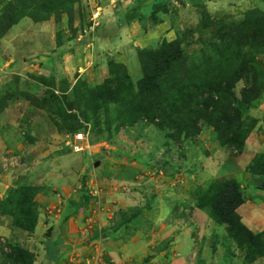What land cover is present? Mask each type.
I'll list each match as a JSON object with an SVG mask.
<instances>
[{
    "label": "rangeland",
    "instance_id": "374dc122",
    "mask_svg": "<svg viewBox=\"0 0 264 264\" xmlns=\"http://www.w3.org/2000/svg\"><path fill=\"white\" fill-rule=\"evenodd\" d=\"M137 1L0 0V37L4 34L0 39V210L14 211L18 187L35 189L34 201L40 205L50 193L57 194L55 189L67 186L86 196L87 207L77 216L84 226L88 225L87 229L91 227L94 235L97 221L109 224L108 217L115 216L114 224H118L128 217L120 218V213L138 209L118 211L117 201L121 199L110 191L116 189L128 198L130 189L145 188L148 193L152 190L161 202L140 210V217L131 227L138 231L147 229L148 239L155 243L168 242L175 232H188L179 236L178 249L173 242L158 248L164 252L166 247L168 255L157 264L170 263L176 254L189 264H264V191L259 189L264 175L247 172L254 157L264 164V89L256 101L242 108L237 139H244L243 148L230 139L224 124L219 125L220 115L212 108L202 111L207 96L190 104L192 109L202 111L193 137L184 131L160 130L145 120L130 124L134 113L153 103L143 83L140 51L168 53L177 47L168 49L166 44L176 43L179 47L178 64L173 63L172 69H166L158 78L162 93H174L175 87L198 85L200 81L214 82L222 70H235L233 61L241 49L233 42L221 44L217 39L225 28L236 24H244L234 29L236 36L250 35V22L264 15V0H251L252 5L244 11L235 8L216 20H211L201 8L199 23L191 18L182 26L178 38L171 42L157 39L150 49H140L148 45V40L140 44V37H127V46L124 43L116 50H104L100 38L120 34V28L114 31L107 22L114 16L113 11H126L120 21L124 26L136 18L135 3H140ZM177 2L159 7L143 23L141 33L149 36V30L164 18H178ZM109 9L112 13L108 12L103 20V13ZM96 13L99 18L93 22ZM9 21L15 25L4 33ZM254 49L246 47L245 52L250 58L253 56L259 72L264 59ZM59 50H63L59 63L52 62ZM24 58L27 65L21 63ZM99 58L102 65L98 64ZM12 61L20 65L12 67ZM7 77L15 81V86L7 82ZM245 87L246 74L231 89L235 99H240ZM78 133L85 135L84 142H75ZM197 174L200 177L194 176ZM228 180L238 182L244 202L236 213L241 224L257 236L255 241L247 242L242 236V243H236L226 226H217L206 214L194 210L212 183ZM132 202L134 199L129 198L124 205ZM94 203H100L101 208L88 207ZM166 205L172 210L171 217L170 209L163 208ZM102 209L100 219L98 211ZM57 211L58 208L53 210V215L58 216ZM37 212L39 215V206ZM41 213L46 212L42 209ZM7 218L12 226L11 218ZM155 219L163 225L153 226ZM177 223L182 230H172ZM19 245L22 247L0 238V264H14L11 249ZM150 252H140L132 261L130 256L122 260L114 256L113 264L150 263Z\"/></svg>",
    "mask_w": 264,
    "mask_h": 264
},
{
    "label": "crops",
    "instance_id": "0c3cea01",
    "mask_svg": "<svg viewBox=\"0 0 264 264\" xmlns=\"http://www.w3.org/2000/svg\"><path fill=\"white\" fill-rule=\"evenodd\" d=\"M176 1H181V3L177 2V4L180 5L179 17L177 18L176 16H169V18H164V20L158 22L151 28V30H149L151 32L149 36H144L141 33V30L144 28L143 23H147V21L152 15H154L159 7L164 6L165 4L168 5L175 3ZM137 2L140 3H135L137 8L136 18L128 24L125 23L124 26L120 21L122 20L123 13L126 11L124 10L121 13V8L113 11L114 16L111 20L108 19L107 22L111 24L110 27L114 31H116L117 28H120V34L118 37H101L102 39L100 38L99 42L102 44L101 46L104 47V50H116L118 46H122L124 43L127 46L128 43L130 44V41L127 43V39H135V37H140L138 39L140 44L141 42L148 40V45L142 46L140 49H150L157 44V39H161L160 41L171 42L178 38L179 34L181 33L182 26L188 24L191 18L194 23H199L200 15L198 14V10L201 8L206 11L211 20H216L219 17H225L227 12L232 9L238 8L244 11L246 8L252 5L251 0H138ZM108 12L112 13L110 9L106 13H103V20H106L108 17ZM137 32L140 34L135 36L134 34ZM139 41L134 43L135 46L138 45L137 42ZM58 48L62 49V47ZM62 54L63 50H59V53L57 52L56 55L57 57H52L54 60L51 58L52 62H58L57 60L61 59L60 57ZM134 60L137 61L136 55ZM25 61L26 59L24 58L22 59L21 63L23 65H27ZM49 61L51 62L50 59ZM101 61L102 60L99 58L98 64L102 65ZM14 62L15 61H12V63L15 64L12 67H17L20 65L18 62ZM51 66H53V64ZM49 75L52 74L50 73ZM7 78L9 79V77ZM43 78L48 79L49 77ZM50 79L57 80V77H50ZM9 80L10 81L7 82H11L12 85L15 84V81H12V79ZM1 128L2 126L0 123V131L2 130ZM199 172L200 171H198V173ZM194 176L196 178H198V176L200 177L198 174ZM55 191L58 195L50 193L49 197H47V200L41 201L40 205H38L40 213L38 216L37 226L33 234L28 235L20 230L14 229L11 226V221H9L7 216L0 215V238L3 240H9V243H20L24 249L33 255V264H113V259L116 257L122 260L124 257L130 256L132 257L130 261H132V259L140 252H146L148 250L152 251L150 252V255L153 256L150 258V263L157 264L160 258L163 260L168 255L166 247H168L169 243L172 244L173 242V245L176 246V244L180 242L179 236H181V233L188 234L186 230L184 231L182 228L178 229L177 225L179 226L181 224L177 223L175 228L172 230H182L181 232H175L176 235H171V238H168V242L162 240L160 243H155L151 239H148L150 233L147 229L144 231L142 229L138 231L131 227V224L134 221L130 222V228L128 230H126L124 227L118 228L116 226L117 224H114L116 219L115 216H113L114 219L108 217L109 224H103L101 221H97V229H94L96 230V233L93 235L90 231L91 227L89 226L87 229L88 225L84 226L82 218L78 217L87 207V203H84L82 198V193L78 194V189L74 191L67 188V186H61L60 189H55ZM129 191L132 192L128 198L127 194L122 195L116 189L110 191V194H113V196L121 199V201H117L119 203L118 211L124 208V210L138 208V210L142 211L144 209H148L149 206L153 207L161 202L159 197L155 198L153 196L154 192L152 190L150 193H148L145 188H133ZM53 196L56 197L54 198L56 200L53 199ZM129 198L131 201L134 199V202H132L134 204H128L127 206L124 205L125 201L129 200ZM88 207L97 208L99 210L101 205L100 203H94L93 205L89 204ZM56 208L59 209V211H57L59 213L58 216L53 215V210ZM163 208L165 210L168 208L170 209V207L167 205ZM42 209L46 213H41ZM102 211L103 209L98 211L100 219L101 216H103ZM47 212L49 214H47ZM168 213L170 215L169 217H171L172 210L170 209ZM156 220L157 219H155L153 226H157L158 224H160V226L161 224L163 225V222H156ZM188 225L191 226V222H188ZM165 244L167 246L163 250L166 251H159L158 248ZM178 247L179 246H176V249H178ZM114 256L116 257L114 258ZM128 262L129 261H127V263ZM150 263L148 260L145 264ZM167 264H189V262H186L185 258H182L179 254H176L172 256L170 263Z\"/></svg>",
    "mask_w": 264,
    "mask_h": 264
},
{
    "label": "trees",
    "instance_id": "16d2710c",
    "mask_svg": "<svg viewBox=\"0 0 264 264\" xmlns=\"http://www.w3.org/2000/svg\"><path fill=\"white\" fill-rule=\"evenodd\" d=\"M13 25H15V22L9 21L4 33ZM242 25L244 24H236L225 28L222 37L217 39L218 43L221 44L226 42L231 44L233 42L239 47L241 46V49L237 52L238 57L233 61L236 64L235 70L232 73L222 70L214 82L200 81L198 85L175 87L172 89L174 93L171 91L162 93L158 78L166 72V69L171 70L173 63L178 64L181 54L177 44H166L165 46L168 49H172L174 46L177 47L176 51L170 50L171 52L168 53L166 50L157 52L140 51L138 57L143 83L150 103H153L141 112L134 113V119L130 120V124L134 125L138 120H145L149 124L156 125L160 130L170 129L176 130L178 133L184 131L185 135L193 137L197 134L199 121L202 120L200 117L202 111L205 112L212 108V111L221 116L219 125H225L224 130L230 135V139L238 141L237 136L241 133L242 108H247L252 102L256 101L261 90L264 89V65L262 70L257 72L255 67L257 63H254V58L251 59L253 56L250 58V55L247 56L245 52L246 47L255 48L254 50H259L258 52L262 54L264 59V15H261L258 20L255 19L250 22V35L238 34L236 36L234 29H240ZM3 35L2 32L0 39ZM244 39L247 40V43L243 42ZM244 74H246V87L242 90L240 99L237 100L232 95L231 89ZM201 96L208 97V101L204 100L202 103V111L192 109L190 107L192 101L194 102L196 98ZM181 104L185 105L181 106ZM165 105L168 106L165 108ZM195 105L193 104V106ZM211 116L212 114L210 115V121H212ZM140 117L144 119H140ZM238 144L243 148L244 139L238 141ZM247 172L251 175L262 176L264 175V164L259 158L254 157L252 163L247 167ZM259 189L264 191V181L260 184ZM14 194L17 196L14 211L10 213L7 209L0 210V215L11 218L14 229L28 235L33 234L39 216L37 212L38 205L34 201L36 191L32 187H18ZM82 196L84 203H87L86 196L83 193ZM243 202L244 198L236 180H228L222 183L216 181L212 183L197 202L194 209L206 214L215 225L226 226L230 237L240 244L242 243V236H245L247 242L255 241L257 238L241 224L237 216L236 210ZM120 214V218L128 217L123 222L119 221L116 226L128 230L130 222L137 220L141 215V211L136 209L129 211V213L123 212ZM10 258L14 264H33L34 260L33 255L20 246H13Z\"/></svg>",
    "mask_w": 264,
    "mask_h": 264
},
{
    "label": "built area",
    "instance_id": "2783aa9c",
    "mask_svg": "<svg viewBox=\"0 0 264 264\" xmlns=\"http://www.w3.org/2000/svg\"><path fill=\"white\" fill-rule=\"evenodd\" d=\"M97 18H99V14L96 13L95 15H93V22H95L97 20ZM85 141V135L83 133H78L75 136V142L77 143H82Z\"/></svg>",
    "mask_w": 264,
    "mask_h": 264
}]
</instances>
